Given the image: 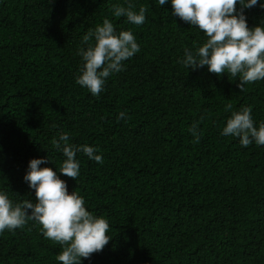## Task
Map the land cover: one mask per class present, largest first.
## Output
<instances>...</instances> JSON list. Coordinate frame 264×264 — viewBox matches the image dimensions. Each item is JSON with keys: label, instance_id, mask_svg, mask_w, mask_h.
Wrapping results in <instances>:
<instances>
[{"label": "trees", "instance_id": "16d2710c", "mask_svg": "<svg viewBox=\"0 0 264 264\" xmlns=\"http://www.w3.org/2000/svg\"><path fill=\"white\" fill-rule=\"evenodd\" d=\"M128 3L148 9L143 25L113 16L112 5ZM171 12L157 0H0V190L35 202L28 162L53 159L40 167L59 170L51 140L67 132L103 156L97 164L77 153L76 181L58 173L110 224L109 243L82 264H264V146L220 134L241 107L264 122V80L241 92L227 74L185 67L184 49L206 37ZM245 16L249 28L264 23L259 5ZM105 18L131 30L140 52L94 97L75 82L77 50ZM40 227L0 234V264H60L61 246Z\"/></svg>", "mask_w": 264, "mask_h": 264}, {"label": "clouds", "instance_id": "9594fccd", "mask_svg": "<svg viewBox=\"0 0 264 264\" xmlns=\"http://www.w3.org/2000/svg\"><path fill=\"white\" fill-rule=\"evenodd\" d=\"M157 3L159 6L169 3L173 16L197 28L206 37L195 50L184 49L180 62L185 67L194 71L207 66L208 72L217 76L227 74L239 81L237 87L241 92L245 85L264 80V23L249 28L245 16L246 9L257 5L264 9V0H157ZM111 11L114 17H125L128 23L140 26L146 21L148 9L140 6L134 11L133 5L128 3L127 7L114 4ZM139 52L140 45L132 31L117 32L114 24L105 18L81 38L77 55L82 66L75 82L92 96L99 97L107 78L122 71L124 62ZM231 109V104L225 105L226 112ZM117 119L127 120L128 116L121 111ZM189 132L194 142L199 143L202 133L196 123ZM220 134L238 138L242 147L253 143L264 146V122L255 126L251 106L232 112ZM51 144L64 157L59 170L40 167L54 163L53 159L33 158L23 177L35 192V202H14L7 192L0 190V234L22 229L33 221L41 226L45 239L61 246L62 251L56 256L60 264H82V258L89 259L109 243L112 238L108 235L110 224L105 217L87 210L85 199L76 191L69 194L66 181L58 173L76 181L80 176L77 153H83L97 164L103 163V156L94 146L69 143L67 132L59 133Z\"/></svg>", "mask_w": 264, "mask_h": 264}]
</instances>
